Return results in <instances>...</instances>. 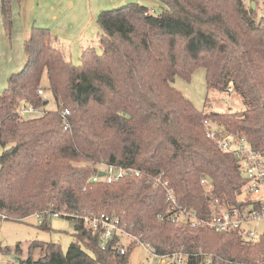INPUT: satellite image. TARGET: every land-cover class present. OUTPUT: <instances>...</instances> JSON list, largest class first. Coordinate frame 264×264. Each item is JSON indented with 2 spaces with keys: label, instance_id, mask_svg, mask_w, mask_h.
<instances>
[{
  "label": "trees",
  "instance_id": "16d2710c",
  "mask_svg": "<svg viewBox=\"0 0 264 264\" xmlns=\"http://www.w3.org/2000/svg\"><path fill=\"white\" fill-rule=\"evenodd\" d=\"M15 1L0 0L8 34ZM150 1L159 3L157 12L138 3L102 11L98 47L85 48L78 65L46 28L32 26L24 40L25 64L0 93V218L36 215L47 229L48 216L59 213L74 224L75 240L66 252L32 241L18 264H128L137 245L169 264H264V229L247 239L238 229L192 226L185 215L209 221L218 211L214 201L248 208L238 200L246 179L237 159L207 134L243 138L264 154V13L258 19L243 0ZM199 67L206 78L202 111L173 86ZM43 79L56 111L38 95ZM229 89L244 108L208 110L209 94ZM26 105L43 112L24 119ZM103 165L139 175L93 182ZM157 175L168 181L174 205L148 181ZM100 215L117 219L131 237L125 253L124 237L102 248L99 235L83 226L82 217ZM15 251L23 254L19 244Z\"/></svg>",
  "mask_w": 264,
  "mask_h": 264
},
{
  "label": "rangeland",
  "instance_id": "374dc122",
  "mask_svg": "<svg viewBox=\"0 0 264 264\" xmlns=\"http://www.w3.org/2000/svg\"><path fill=\"white\" fill-rule=\"evenodd\" d=\"M248 7L254 4V12L259 19L264 13V0H243ZM157 3V2H156ZM146 7L157 12L158 7L148 2ZM117 8V7H114ZM113 9V8H112ZM110 10V9H108ZM95 47H98L97 44ZM24 53V47L22 48ZM71 59L70 62L78 64V59ZM3 82L0 83V93L3 92ZM173 86L180 92L184 99L189 101L197 111H202L206 97V78L205 70L201 67L196 68L189 78L175 77ZM41 87H44V97H48V105L45 106L46 110H57L55 102L51 96L47 95L48 87L45 79L42 80ZM47 89V90H46ZM209 99L211 105L208 110L215 112H238L244 107L238 96L230 93H210ZM38 115H25L24 119L37 117ZM2 150L0 147V154ZM255 197L249 193L245 188L241 190L238 195L239 201L254 199ZM42 220L33 215L26 219L24 222H15L11 220H4L0 218V264H18V258L21 259L26 256V251L29 243L32 241L51 242L58 244L62 251L66 252L70 243L75 240L74 224L62 217H53L47 219V229L41 228ZM264 229V221L248 222L244 226V230L254 231L256 235L261 233ZM130 236L124 237L123 245L127 246L130 242ZM16 244H19L23 250V254L18 256L15 251ZM161 259L152 254L148 247L137 245L131 251L128 264H160Z\"/></svg>",
  "mask_w": 264,
  "mask_h": 264
},
{
  "label": "crops",
  "instance_id": "0c3cea01",
  "mask_svg": "<svg viewBox=\"0 0 264 264\" xmlns=\"http://www.w3.org/2000/svg\"><path fill=\"white\" fill-rule=\"evenodd\" d=\"M148 2L159 6L158 2L150 0H19L12 2V30L9 34L3 27L0 10V83L4 84L2 89L6 87L7 78L20 71L25 64L22 48L32 26L48 29L55 37L54 44L62 50L67 59L72 61L77 57L80 58L85 48L95 47L97 44V35L100 32L97 17L102 11L129 3L146 6Z\"/></svg>",
  "mask_w": 264,
  "mask_h": 264
},
{
  "label": "built area",
  "instance_id": "2783aa9c",
  "mask_svg": "<svg viewBox=\"0 0 264 264\" xmlns=\"http://www.w3.org/2000/svg\"><path fill=\"white\" fill-rule=\"evenodd\" d=\"M230 92V89H229ZM38 95L44 96V90H38ZM43 110H37L31 105L23 107L19 113L21 116L25 115H39ZM68 115L67 110H62L61 116L63 119ZM207 137L216 142L218 147L225 152H231L237 159L240 169L243 172V176L246 179L245 189L251 193L255 198L244 200L249 202L248 208L244 211L238 209H228L219 205L217 201L213 202V205L218 210L212 216L211 220H199L196 218L195 212H187V215L191 221L192 226L199 224L200 222L213 228L216 232H228L231 230L243 231L247 239H252L256 236L254 231L244 230V226L248 222H260L264 221V154L252 150L248 143L243 139H233L230 136H217L214 130L208 132ZM101 172L102 177L95 175L92 178L93 182L103 180L106 183H113L126 176L134 175L138 176L139 172L129 168L117 167L114 165H103ZM148 181H152L154 186H161L164 189L166 195V202L172 205L175 204V199L169 190V183L166 179H163L161 175L148 178ZM201 184L206 185V180H201ZM59 217L61 214L53 213L48 216L50 218ZM83 226L89 228L93 234H98L101 240L100 246L105 247L109 240H112L115 236L127 237L128 234L122 229L117 219L110 218L106 215L82 217ZM146 247V246H144ZM149 248V247H148ZM125 246L123 245L120 253H125ZM150 250V248H149ZM160 264H169L166 258H160Z\"/></svg>",
  "mask_w": 264,
  "mask_h": 264
},
{
  "label": "water",
  "instance_id": "95a60500",
  "mask_svg": "<svg viewBox=\"0 0 264 264\" xmlns=\"http://www.w3.org/2000/svg\"><path fill=\"white\" fill-rule=\"evenodd\" d=\"M251 7H252V9H253V7H254V4H253V3L251 4ZM173 82H174V81H173ZM44 105H45V103H44ZM97 175H98V177H102V176H103V173H102V172H98ZM240 206H241V204L239 203L237 207H240Z\"/></svg>",
  "mask_w": 264,
  "mask_h": 264
}]
</instances>
